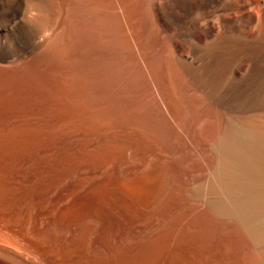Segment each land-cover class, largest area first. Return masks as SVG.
I'll list each match as a JSON object with an SVG mask.
<instances>
[{"label": "bare ground", "instance_id": "6f19581e", "mask_svg": "<svg viewBox=\"0 0 264 264\" xmlns=\"http://www.w3.org/2000/svg\"><path fill=\"white\" fill-rule=\"evenodd\" d=\"M0 264H264V0H0Z\"/></svg>", "mask_w": 264, "mask_h": 264}]
</instances>
